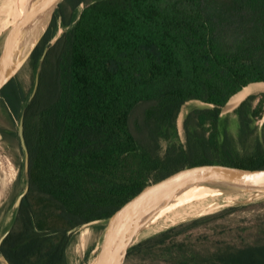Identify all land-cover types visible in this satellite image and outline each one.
Wrapping results in <instances>:
<instances>
[{
    "label": "trees",
    "instance_id": "trees-1",
    "mask_svg": "<svg viewBox=\"0 0 264 264\" xmlns=\"http://www.w3.org/2000/svg\"><path fill=\"white\" fill-rule=\"evenodd\" d=\"M80 3L77 20L53 44L55 13L28 42L39 79L23 113L28 190L0 244L9 264H68L75 228L108 218L148 183L182 167L264 168V121L257 130L264 91L233 111L234 136L218 107L246 83L264 80V0H62L56 9L65 25ZM8 72L5 66L2 77ZM0 96L18 115L21 86L9 78ZM194 99L218 106L189 110L182 142L177 117ZM0 132L3 140H18ZM237 208L150 235L125 259L264 264V218L240 227L235 240L215 238L212 249L205 242L210 235L198 231Z\"/></svg>",
    "mask_w": 264,
    "mask_h": 264
},
{
    "label": "rangeland",
    "instance_id": "rangeland-1",
    "mask_svg": "<svg viewBox=\"0 0 264 264\" xmlns=\"http://www.w3.org/2000/svg\"><path fill=\"white\" fill-rule=\"evenodd\" d=\"M31 1V8H39L46 3L47 0H26ZM62 1V0H60ZM1 4V1H0ZM25 5V7H26ZM83 4L77 6L70 14L71 18H73L72 24H68L67 26L62 25L60 20L55 22V26H53L51 31V42L55 41L62 32L72 27V25L77 20L76 16L79 14L80 10L83 8ZM57 4H53L49 10V17L46 23V26L52 16L55 13V9ZM35 19V15H31L24 19L22 25L15 33L9 51L7 55L6 61V72L13 69L16 64L27 55V48H31L32 46H27L26 44L33 38L31 36V23ZM64 24V23H63ZM15 24L9 20V18L2 12L0 5V52L2 51L3 45L7 38V35L10 33ZM45 26V27H46ZM44 27V29H45ZM61 28V32L59 34H55L57 28ZM42 31L38 29V35L36 40L42 34ZM30 31V32H29ZM27 46V48L25 47ZM29 50V49H28ZM38 70V64L31 65L30 54L26 56L25 60L21 64V66L16 70L15 78L17 83L24 91V97L22 98L21 105L19 108L18 115H12L11 112L5 108L0 102V130L3 129L5 133L9 136L10 134L14 135V138L17 137V124H18V116L22 111L23 107L28 102V99L32 93L33 82L35 73ZM264 90H257L254 93H259ZM1 101V99H0ZM202 103L198 100H188L186 101L178 114L176 125H177V136L180 141H184V131L182 127V120L185 114L195 107H201ZM226 118V129L231 135H236L238 129V118L237 115L230 111L225 115ZM259 126L257 124V130L259 131ZM11 141H9V140ZM7 140L0 139V236L9 229L12 216L16 212V207L14 204L16 196L23 190V188L27 184V176L25 173L24 167V153L21 147V143L19 139L17 141L8 137ZM226 189V188H224ZM229 190V189H228ZM234 191L233 194H239L241 191ZM225 196H220V198ZM236 206L237 210H234L229 215L225 216L223 219H220L216 222H211L209 225H206L204 228H201V233L207 234L210 237L205 241L208 245V248L214 247L215 238L226 235V239L230 238L235 240V236L238 234V229L243 226H250L253 222L259 218H264V195L262 197H258L257 199L252 200H243L238 201L237 203L218 207L213 211L206 213L201 212L197 213L196 211L184 218L176 219V221H172V224H166L164 227H160L157 230H153L151 232L146 233L142 237L139 238V241L145 239L146 237L158 233L162 230H165L169 227L175 226L179 223L201 217L204 215H208L211 213L218 212L224 208ZM243 207V208H241ZM10 217L8 223L3 227L4 216ZM107 220H97L93 221L89 224L83 225L76 230H74V239L71 241L69 246L67 247L66 254L68 264H90L95 258L100 242L103 236V230L106 225ZM221 230H224L225 233H222ZM198 234V232H197ZM196 235V234H195ZM247 240H251L250 235H246ZM182 239V238H181ZM136 242V243H137ZM134 243V244H136ZM132 244V245H134ZM199 245V244H197ZM0 264H5L1 255H0ZM123 264H152L147 260H139L136 256H131L129 259H125Z\"/></svg>",
    "mask_w": 264,
    "mask_h": 264
},
{
    "label": "water",
    "instance_id": "water-1",
    "mask_svg": "<svg viewBox=\"0 0 264 264\" xmlns=\"http://www.w3.org/2000/svg\"><path fill=\"white\" fill-rule=\"evenodd\" d=\"M58 2H60V0H47L46 3L41 7L31 8V1H27L22 18L16 23V25L7 35L2 51L0 52V87L6 82V80L12 78L15 75L16 70L21 66L26 56L29 55L32 50L33 46L29 49L27 55L23 57L13 69H11L5 77H2L12 39L17 30L22 25L24 19L30 17L31 15L33 16L38 14L43 9H46L52 4H58ZM79 14L77 15V18ZM53 43L54 41H49V44ZM47 49L48 46H45L40 56L39 62L42 61ZM39 65L40 63H38V70L34 76L32 93L28 99V102L35 93L38 85ZM251 85L254 86V88L251 91L242 94L244 90ZM257 90H264V80L246 83L240 89L231 94L225 103L220 106L211 102H205L198 99L194 100L201 102V107L218 106L219 118L223 119L228 112L234 111L244 99ZM26 105L23 107L18 116L19 121L17 124V136L24 153V167L27 176L28 148L23 134V113ZM263 121L264 111L257 124H260L261 126ZM0 139H3L1 132ZM196 182H204L213 185L214 187L226 188L241 192L254 191L264 193V168H244L214 163L195 164L182 167L161 179L148 183L137 194L132 196L122 206H120L112 215L105 219L107 222L103 230L100 246L91 264H123L127 250L132 246V244H134L132 243L133 237L136 231H138V229H140L142 226L143 219H146V217L151 215L158 206L166 202L176 191L182 189L186 185ZM27 190L28 184H26L23 190L16 196L14 201L16 208L19 207L22 197L26 194ZM93 221L83 223L77 228ZM8 231L9 229L0 236V244ZM1 257L5 264H9V262L2 255Z\"/></svg>",
    "mask_w": 264,
    "mask_h": 264
},
{
    "label": "bare ground",
    "instance_id": "bare-ground-1",
    "mask_svg": "<svg viewBox=\"0 0 264 264\" xmlns=\"http://www.w3.org/2000/svg\"><path fill=\"white\" fill-rule=\"evenodd\" d=\"M60 32L61 28L58 27L55 34ZM253 88L254 86L252 85L248 86L242 94L251 91ZM233 192L232 190L219 187L202 190L182 188L176 191L163 205L158 206L151 215L143 219L142 226L136 231L132 243L137 242L146 233L164 227L166 224H172V221H176V219L181 220L195 211L197 213H209L218 207L228 206L238 201L257 199L264 195L263 192L254 191L241 192L239 194H233ZM220 196L225 197L218 200ZM9 220L10 217L7 215L3 220V227Z\"/></svg>",
    "mask_w": 264,
    "mask_h": 264
},
{
    "label": "crops",
    "instance_id": "crops-1",
    "mask_svg": "<svg viewBox=\"0 0 264 264\" xmlns=\"http://www.w3.org/2000/svg\"><path fill=\"white\" fill-rule=\"evenodd\" d=\"M1 1V10L2 12L9 18V20H11L15 25L16 23L22 18L24 10H25V5H26V0H0ZM82 4V3H80ZM79 4V5H80ZM53 5V4H52ZM50 5L49 7H47L46 9H43L42 11H40L38 14L35 15V19L32 21L31 23V36H33L32 39H35L36 41V37H37V33H38V29L39 32L40 30L42 31V29H44V27L46 26V23L48 21V17H49V10L51 8ZM78 5V6H79ZM15 15V16H13ZM55 17H56V21L60 20V13L58 11V9H56L55 11ZM77 18V16H76ZM73 22V18H71V16L69 17V24H72ZM62 23V21H61ZM62 25L67 26L65 24L62 23ZM29 31V32H30ZM29 43H27L26 45L28 46ZM27 46H25L27 48ZM29 46H31L29 44ZM27 48V51H29ZM2 97H0L1 99Z\"/></svg>",
    "mask_w": 264,
    "mask_h": 264
},
{
    "label": "flooded vegetation",
    "instance_id": "flooded-vegetation-1",
    "mask_svg": "<svg viewBox=\"0 0 264 264\" xmlns=\"http://www.w3.org/2000/svg\"><path fill=\"white\" fill-rule=\"evenodd\" d=\"M12 79H13L14 84H15L16 86H19V84L17 83V80H16V78H15V75L12 77ZM0 97H1V96H0ZM1 100H2L3 102H5V100H4L3 98H1ZM4 105H5V108H7V110H8L9 112H11L10 107H6V102L4 103ZM4 218H5V216H4Z\"/></svg>",
    "mask_w": 264,
    "mask_h": 264
}]
</instances>
